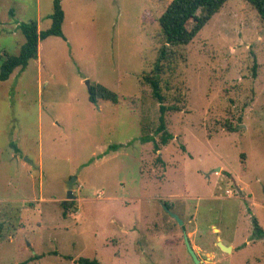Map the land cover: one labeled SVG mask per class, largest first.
<instances>
[{"label": "rangeland", "instance_id": "1", "mask_svg": "<svg viewBox=\"0 0 264 264\" xmlns=\"http://www.w3.org/2000/svg\"><path fill=\"white\" fill-rule=\"evenodd\" d=\"M53 1L0 0V68L19 55L24 25L51 26ZM170 2L62 0L65 38L41 41L39 58L0 82V264H194L183 230L201 264H264L254 238L264 231V22L228 0L189 45L167 47L159 79L173 139L156 153L140 137L160 141L146 78ZM95 84L118 102L91 103Z\"/></svg>", "mask_w": 264, "mask_h": 264}, {"label": "trees", "instance_id": "2", "mask_svg": "<svg viewBox=\"0 0 264 264\" xmlns=\"http://www.w3.org/2000/svg\"><path fill=\"white\" fill-rule=\"evenodd\" d=\"M228 0H171L165 12L159 18V25L162 30L165 45L160 52L156 64V74L146 78L152 90V97L160 104L159 126L156 134L160 135V141L152 135L140 137L143 144L152 143L154 151H160L161 146H167L173 139V135L166 129L164 96L162 94L159 75L161 62L166 58L167 47H181L189 45L200 31L206 26L211 18L218 13ZM257 12L264 22V0H244ZM202 10V14L198 12ZM65 12L62 7V0L53 1V13L51 15V26L46 30H39L37 21L24 25L22 28L25 43L17 56L6 53L5 60L0 68V82L7 81L16 69L25 70L32 60L39 57V44L49 37L65 38L63 24ZM99 100H108L116 104L118 95L101 84L90 85L89 101L96 104ZM111 148H117L112 146ZM64 208L67 205L64 204ZM255 239H264V231L257 228L254 231ZM78 264H101L97 259L80 258Z\"/></svg>", "mask_w": 264, "mask_h": 264}, {"label": "water", "instance_id": "3", "mask_svg": "<svg viewBox=\"0 0 264 264\" xmlns=\"http://www.w3.org/2000/svg\"><path fill=\"white\" fill-rule=\"evenodd\" d=\"M89 91H90V86H89ZM76 178H72L69 183H68V193H67V199L68 200H74L76 198L74 192H73V183L76 181ZM165 210L167 211V213L175 220L177 221V223L179 225H183V221L182 219L179 217V215H177L176 213L170 211L167 207H165ZM184 242L186 245V248L190 254V256L192 257L194 264H201V260L199 259L197 253L195 252V250L193 249V247L191 246V242L188 238V235L186 234V232L184 233ZM218 246L225 252L229 253L231 252V248L230 247H226L225 245H223V243H221V241L218 242Z\"/></svg>", "mask_w": 264, "mask_h": 264}, {"label": "flooded vegetation", "instance_id": "4", "mask_svg": "<svg viewBox=\"0 0 264 264\" xmlns=\"http://www.w3.org/2000/svg\"><path fill=\"white\" fill-rule=\"evenodd\" d=\"M165 207H167L170 211H172V204L171 203H168V202H161L160 204V209L162 210L163 213H166L167 215H169L167 213V211L165 210ZM173 212V211H172ZM178 215V214H177ZM170 216V215H169ZM171 217V216H170ZM172 218V217H171ZM177 223V221H176ZM178 224V223H177ZM179 225V224H178ZM155 229H159V228H162L164 226V222L163 221H156L153 223L152 225ZM181 227H183V225H179ZM141 228H144V231L143 229H141V231H139V236H138V242L141 246H148L150 245V242H151V239H152V232L149 231V229L147 228L148 225L145 224V225H140ZM184 228V227H183ZM182 228V230H183ZM183 233H185V231L183 230Z\"/></svg>", "mask_w": 264, "mask_h": 264}, {"label": "crops", "instance_id": "5", "mask_svg": "<svg viewBox=\"0 0 264 264\" xmlns=\"http://www.w3.org/2000/svg\"><path fill=\"white\" fill-rule=\"evenodd\" d=\"M39 58V57H38ZM260 240H262V239H260Z\"/></svg>", "mask_w": 264, "mask_h": 264}]
</instances>
